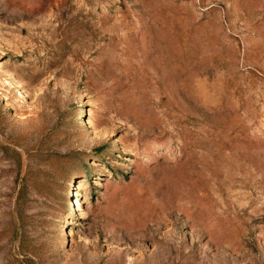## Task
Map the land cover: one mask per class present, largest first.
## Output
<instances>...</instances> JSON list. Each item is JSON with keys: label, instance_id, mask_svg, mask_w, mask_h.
I'll return each instance as SVG.
<instances>
[{"label": "rangeland", "instance_id": "374dc122", "mask_svg": "<svg viewBox=\"0 0 264 264\" xmlns=\"http://www.w3.org/2000/svg\"><path fill=\"white\" fill-rule=\"evenodd\" d=\"M0 264H264V0H0Z\"/></svg>", "mask_w": 264, "mask_h": 264}]
</instances>
